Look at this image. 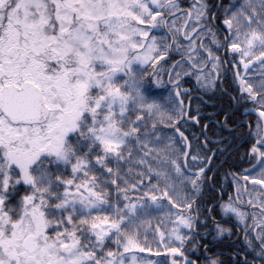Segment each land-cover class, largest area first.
I'll use <instances>...</instances> for the list:
<instances>
[{
	"label": "snow or ice",
	"instance_id": "snow-or-ice-1",
	"mask_svg": "<svg viewBox=\"0 0 264 264\" xmlns=\"http://www.w3.org/2000/svg\"><path fill=\"white\" fill-rule=\"evenodd\" d=\"M209 12L206 0H0V264H201V248L203 264H224L196 239L211 156L182 130L200 117L181 80L214 89L225 63L235 102L257 114L256 163L232 174L237 195L219 209L264 264V0L225 7L220 35ZM213 210L205 227L235 234Z\"/></svg>",
	"mask_w": 264,
	"mask_h": 264
},
{
	"label": "trees",
	"instance_id": "trees-1",
	"mask_svg": "<svg viewBox=\"0 0 264 264\" xmlns=\"http://www.w3.org/2000/svg\"><path fill=\"white\" fill-rule=\"evenodd\" d=\"M179 2L183 9H188L193 4L194 0H179ZM224 2L225 0L222 1L221 5H223ZM219 3L220 0H208V7L211 6L209 15L214 16ZM222 8L217 11V16L215 18L216 23L221 24L217 26L215 24H210L211 27L216 28L220 34L221 31L219 29L223 30L224 28L222 24L223 18L219 15ZM211 46L215 48L213 45ZM178 54V52H171L167 58L169 63L165 65V67L171 66V64L180 57ZM165 81H167V76H165ZM220 83L221 81L217 83L212 91L207 90L208 94L204 96V99L208 101V103L210 102L209 104L201 100H194L191 103L193 114L213 112L214 118L202 116L200 117V124H188L182 129L192 142L193 149L199 148L202 156L204 154L211 156V162L207 171L208 179L196 202L200 211V217L196 222V229L197 231L205 229L210 231L206 236L199 235L196 237L198 242L205 246L212 244L210 241L213 240L215 235V232H213L215 224L209 222L205 227L204 222L209 219L208 211L206 210L215 209L211 211V215L216 221L218 220L219 223H223L228 227L230 225V227L235 228L234 225L237 224L236 222L230 221L228 218V223L221 220L222 216L219 203H222L229 195L232 196L233 194L232 174H244L246 169H252L253 164L256 163V161L250 159L248 155L249 149L254 142L249 138L246 139V137L250 131L253 132L255 130L257 114L246 113L244 107L235 102L239 97V93L238 84L234 79V72L229 73L226 79L223 80L221 84ZM248 106L251 107V104ZM205 125L207 127H205ZM197 137L199 140L195 139ZM206 137L211 141L218 142L212 143L209 141L207 148H204L200 142L205 140ZM209 149L211 152H208ZM213 153L214 155H212ZM238 228L240 229V227ZM249 236L253 238L250 234ZM201 237H203V239H201ZM256 243L258 244L259 241H256ZM213 244L212 246H215ZM202 249L203 248L195 254L201 256L203 252ZM215 251L220 252L218 255L223 260L224 264H234V259L231 255H234L236 252L243 254L247 259L255 260L256 264H260L259 257L247 246L244 238L240 239L236 244L219 243L213 252ZM241 260L242 259L238 258L237 264H244Z\"/></svg>",
	"mask_w": 264,
	"mask_h": 264
},
{
	"label": "flooded vegetation",
	"instance_id": "flooded-vegetation-1",
	"mask_svg": "<svg viewBox=\"0 0 264 264\" xmlns=\"http://www.w3.org/2000/svg\"><path fill=\"white\" fill-rule=\"evenodd\" d=\"M222 1L223 0H220V3L218 4V8H217V11H218L220 8L223 7L220 10V13H219V15L221 17H223V15H224V13H223L224 8L227 7V6H229L230 4H233L234 3L233 0H225L224 4L221 5ZM207 2H208V0H207ZM209 9L211 10V6L209 7ZM217 11L214 14V17L215 18L217 16ZM209 24H215L217 26L218 24H221V23H216V21L214 20V21H212V23L210 22ZM213 30L216 32V29H213ZM219 30L222 33L223 30L222 29H219ZM209 40H210V38H205V41L207 43H209ZM217 54L220 55L222 57V59L226 55V53L223 52V51H220ZM178 60H181V56L179 58H177L175 61H178ZM207 70H209V71L211 70V66L210 65H209V68L205 69L206 72H207ZM231 72H233L232 65L230 63H225L224 67L222 68L221 75H220V79H221L220 81H221V83L223 82V80L226 79V76L229 73H231ZM181 84L183 85V89L184 90H189L191 92V96L190 97L195 96L193 98L192 102L194 100H201V101H204L206 104H209L210 103V102L208 103V101H206L204 99V96L208 94V91L207 90L212 91L213 89H207V90H204L203 91V89L200 87V85L197 84V82H196L195 78H193V76H191V77H183V79L181 80ZM190 97H184L186 99V102L189 100ZM208 113L209 114H213V112H208ZM213 115L210 118H214ZM254 133H255L254 131L253 132L250 131L249 134H248V136L246 137V139L249 138L252 142H255V138L253 137ZM236 195H237V192H236L235 186H233V197H235ZM243 195L246 196V194H245L244 191H243ZM230 228H232V227H230ZM232 230H233V233H235V234H231V236L229 238H223V237H217L216 236L215 238H213L212 241H210V243H212V244L213 243H216V244H213L215 246H212V244L206 245V247H208V248L211 249V251L208 253L209 256H212V255L219 256L218 253H220V252H218V251L213 252L214 249L217 247V244H219V243H232V244H236V243H238L240 241V239L243 238V232L241 231V229H239L238 227H235V228H232ZM258 231H260V230L252 229V230H249V234L252 237H255V234ZM197 232L200 234V236H206V235L209 234L210 231L208 229H205V230H201V231H197ZM202 250L204 251V249H202ZM231 256H233L234 264H237L238 258L242 259L243 257H245L243 254H240L239 252H236L234 255H231ZM196 257H200L201 264H203V256L202 255L200 256V255L194 254L193 258H196ZM219 258H220V256H219Z\"/></svg>",
	"mask_w": 264,
	"mask_h": 264
},
{
	"label": "rangeland",
	"instance_id": "rangeland-1",
	"mask_svg": "<svg viewBox=\"0 0 264 264\" xmlns=\"http://www.w3.org/2000/svg\"><path fill=\"white\" fill-rule=\"evenodd\" d=\"M233 2H234V3H235V2H236V3H239V2H242V0H233ZM223 13H224V10H223ZM170 19H175V26H176V27H178V28H183V27H184L183 12H178V13L176 14V17H174V18H170ZM208 26L210 27V24H208ZM188 27H189V28L192 27L191 23L188 24ZM163 34H164V33H158V35H163ZM178 39H180V42H181L182 45H184L185 47L187 46V44H188V41H187V40H184L181 36H178ZM205 43H207V42L205 41ZM182 50H183V49H182ZM172 53H176V52L173 51ZM173 63H174V62H173ZM185 67H187L186 64H185ZM167 68H170V65H169ZM177 70H179V69H177ZM207 71H209V70H207ZM221 71H222V69H221ZM248 75H249V78L252 79V80L254 81V80H256V79L259 78V71H258L256 68H251V69L249 70ZM193 78H195V77L193 76ZM201 88H202V87H201ZM202 89H203V91H204V90H207L206 88H202ZM256 122H257V118H256V121H255V126H256ZM164 131H165V133H166L167 135H173V130H171V129H165ZM255 131H256V128H255ZM253 137H254V135H253ZM180 143H182V142L179 141V138L177 137V144L179 145ZM158 147H159V148H163V147H164V144L161 143V144L158 145ZM153 163H155V162H153ZM252 174L254 175L255 172H253ZM231 179H232V177H231ZM232 182H233V184H234V186H235V189H236V183H235V181L233 180ZM241 184H243V181H241ZM248 190H249L248 192H245V194H246V196H245V195H243V189H241V192H240L241 200L244 201L245 203H242V204H240L239 206H240L243 210H245L247 213H249V218H248V220H247V223H248L249 226H250V227H249V230H252V229L260 230L259 228H255V227L253 226V220H252V214H255L257 220L260 219V208H258V207H251V206H248L247 203H246V201L250 198L249 193L253 191V187H252V185H251L250 182H249V184H248ZM257 190H258V186H257ZM232 196H233V194H232ZM220 201H221V200H220ZM220 213H221V211H220ZM221 216H222V217H221V220H227V221H228L227 217H224L222 213H221ZM229 220L238 223V222L235 220L234 217H233L232 219H229ZM220 224H221L223 227L228 228V226H226L225 224H223V223H220ZM229 227H230V226H229ZM196 231H197V229H196ZM213 232H215V235H214L213 238H215L216 236H217V237H223V238H229V237L231 236V234H229V233H227V232L224 233L223 235H219V234L217 233V231H216V226L214 227V231H213ZM149 239L151 240V236L149 237ZM152 247H153V250H155L156 245H155V244H152ZM137 256H138V258L143 257V258L160 259V260L165 259L164 256H161V257H155V256L151 255V254L148 253V252L137 253Z\"/></svg>",
	"mask_w": 264,
	"mask_h": 264
},
{
	"label": "water",
	"instance_id": "water-1",
	"mask_svg": "<svg viewBox=\"0 0 264 264\" xmlns=\"http://www.w3.org/2000/svg\"><path fill=\"white\" fill-rule=\"evenodd\" d=\"M194 98V96L193 97H191L189 100L190 101H192V99ZM203 114H199V117H201ZM211 114H208V116H210ZM191 123V122H190ZM207 139H208V137H207ZM214 143H216V142H218V141H213ZM243 261H244V258H243Z\"/></svg>",
	"mask_w": 264,
	"mask_h": 264
}]
</instances>
